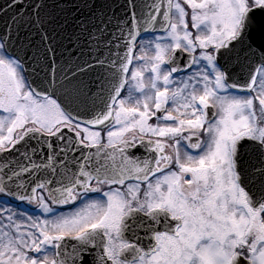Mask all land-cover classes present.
I'll return each mask as SVG.
<instances>
[{"label":"snow or ice","instance_id":"snow-or-ice-1","mask_svg":"<svg viewBox=\"0 0 264 264\" xmlns=\"http://www.w3.org/2000/svg\"><path fill=\"white\" fill-rule=\"evenodd\" d=\"M0 264H264V0H0Z\"/></svg>","mask_w":264,"mask_h":264}]
</instances>
